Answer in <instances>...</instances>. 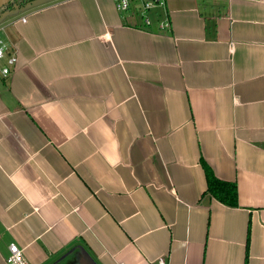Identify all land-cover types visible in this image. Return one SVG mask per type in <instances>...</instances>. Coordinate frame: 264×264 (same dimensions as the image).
Masks as SVG:
<instances>
[{"label":"crops","instance_id":"0c3cea01","mask_svg":"<svg viewBox=\"0 0 264 264\" xmlns=\"http://www.w3.org/2000/svg\"><path fill=\"white\" fill-rule=\"evenodd\" d=\"M162 1L0 20V264H264V0Z\"/></svg>","mask_w":264,"mask_h":264},{"label":"built area","instance_id":"2783aa9c","mask_svg":"<svg viewBox=\"0 0 264 264\" xmlns=\"http://www.w3.org/2000/svg\"><path fill=\"white\" fill-rule=\"evenodd\" d=\"M139 11L143 17V22L145 25L149 26L153 23L149 12L158 5L163 4L162 0H139ZM116 6L119 10H129L131 7L132 0H115ZM26 20V17H22ZM158 24L161 28H166L170 26V21L168 18H163L158 20ZM4 26L0 24V31ZM6 60V63L0 67V71L3 76H7L12 72V69L18 62V56L16 52L10 51V46L6 41L0 36V62ZM8 264H29L28 260L25 258L22 248L15 242L9 244V253L7 255ZM160 264H164V260H160Z\"/></svg>","mask_w":264,"mask_h":264},{"label":"trees","instance_id":"16d2710c","mask_svg":"<svg viewBox=\"0 0 264 264\" xmlns=\"http://www.w3.org/2000/svg\"><path fill=\"white\" fill-rule=\"evenodd\" d=\"M32 0H9L0 10V13L13 9L15 7H27V4ZM34 5V4H32ZM2 7V6H1ZM1 9V8H0ZM208 182V193L215 196L218 200L229 206L238 205V191L235 182L225 181L218 178L213 169L207 162L203 161Z\"/></svg>","mask_w":264,"mask_h":264},{"label":"water","instance_id":"95a60500","mask_svg":"<svg viewBox=\"0 0 264 264\" xmlns=\"http://www.w3.org/2000/svg\"><path fill=\"white\" fill-rule=\"evenodd\" d=\"M8 1H9V0H0V8H1V6L5 5ZM40 1H42V0H32L31 2H29V3L27 4V6H30V5H32V4H34V3H38V2H40ZM19 9H20V7H15V8H13V9H10V10H8V11H5V12L1 13V14H0V20L3 19L8 13H14L15 11H17V10H19Z\"/></svg>","mask_w":264,"mask_h":264},{"label":"rangeland","instance_id":"374dc122","mask_svg":"<svg viewBox=\"0 0 264 264\" xmlns=\"http://www.w3.org/2000/svg\"><path fill=\"white\" fill-rule=\"evenodd\" d=\"M2 8H4V6H2L0 10H2ZM0 22H1V21H0Z\"/></svg>","mask_w":264,"mask_h":264}]
</instances>
